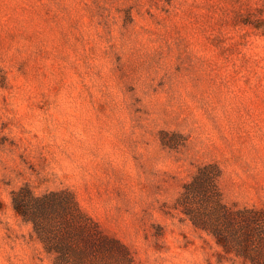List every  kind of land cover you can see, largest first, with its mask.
<instances>
[{"label":"rangeland","instance_id":"1","mask_svg":"<svg viewBox=\"0 0 264 264\" xmlns=\"http://www.w3.org/2000/svg\"><path fill=\"white\" fill-rule=\"evenodd\" d=\"M208 162L264 208V0H0V264H51L24 184L73 191L134 264H239L174 206Z\"/></svg>","mask_w":264,"mask_h":264},{"label":"trees","instance_id":"2","mask_svg":"<svg viewBox=\"0 0 264 264\" xmlns=\"http://www.w3.org/2000/svg\"><path fill=\"white\" fill-rule=\"evenodd\" d=\"M215 162L197 166L174 201L196 229L210 234L224 258L239 264H264V208L226 203ZM11 204L30 223L31 236L51 258V264H134L127 246L107 235L80 206L73 191L41 193L24 184L11 191Z\"/></svg>","mask_w":264,"mask_h":264}]
</instances>
